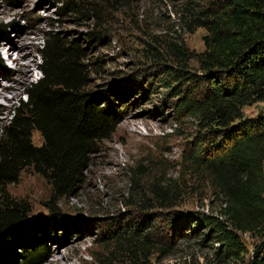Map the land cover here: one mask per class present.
Here are the masks:
<instances>
[{"label":"trees","instance_id":"1","mask_svg":"<svg viewBox=\"0 0 264 264\" xmlns=\"http://www.w3.org/2000/svg\"><path fill=\"white\" fill-rule=\"evenodd\" d=\"M179 18L188 32L204 28L206 33L204 49L195 56L200 73L173 72L187 82L173 93V107L178 117L191 118L200 128L185 160L221 206L217 216H175L171 210L164 233L145 220L133 226L117 221L111 245L148 258L168 254L176 240L200 238L203 228L207 233L200 244L217 241L223 256L239 259L245 249L238 231L264 238V114L243 115L245 106L264 103V0H187ZM5 27L0 24V35ZM173 46L179 62L183 54ZM37 52L41 76L27 84L24 99L0 126V264H42L50 257L51 242L58 243V231L69 226L57 204L81 188L100 144L125 118L121 104L132 94L119 84L85 90L84 49L59 34L47 32ZM0 67L10 71L1 56ZM33 131L40 134V145L32 143ZM26 168L50 187L48 215L35 220L28 201L7 191ZM139 184L132 178L130 189L145 206ZM181 187L175 180H153L149 208L172 209ZM246 264H264V243Z\"/></svg>","mask_w":264,"mask_h":264},{"label":"rangeland","instance_id":"2","mask_svg":"<svg viewBox=\"0 0 264 264\" xmlns=\"http://www.w3.org/2000/svg\"><path fill=\"white\" fill-rule=\"evenodd\" d=\"M186 2L0 0V24L6 26L0 35V56L10 70L0 67V126L24 99L27 84L41 76L37 49L47 32L84 49L89 83L85 90L110 84L132 89L130 99L121 104L125 118L112 137L100 144L85 182L75 195L57 204L69 226L58 231V243L51 242V255L42 264H246L254 248L264 243L260 235L238 231L245 252L234 259L216 249L217 241L200 244L207 233L202 228L200 238L176 240L168 254L154 252L148 258L111 245L117 221L133 226L145 220L164 233L171 210L175 216L195 212L217 216L221 206L208 182L193 175L185 160L200 128L193 119L178 117L173 107V93L187 83L183 73H200L195 56L204 49L206 33L204 28L187 31L179 18ZM173 45L183 54L179 62ZM174 70L182 76L175 78ZM260 113L264 114L263 102L243 108L245 117ZM31 138L34 145L42 142L37 131ZM132 178L140 183L138 192L146 195L145 206L130 189ZM156 179L182 184V196L172 209L149 208L148 189ZM7 191L28 201L30 219L48 215L50 187L31 168L22 170Z\"/></svg>","mask_w":264,"mask_h":264}]
</instances>
